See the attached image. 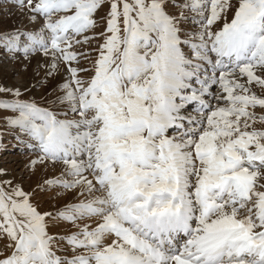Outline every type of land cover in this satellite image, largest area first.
I'll use <instances>...</instances> for the list:
<instances>
[{
  "label": "snow or ice",
  "instance_id": "1",
  "mask_svg": "<svg viewBox=\"0 0 264 264\" xmlns=\"http://www.w3.org/2000/svg\"><path fill=\"white\" fill-rule=\"evenodd\" d=\"M14 6L47 71L0 119L46 175L0 179V264H264V0Z\"/></svg>",
  "mask_w": 264,
  "mask_h": 264
},
{
  "label": "rangeland",
  "instance_id": "2",
  "mask_svg": "<svg viewBox=\"0 0 264 264\" xmlns=\"http://www.w3.org/2000/svg\"><path fill=\"white\" fill-rule=\"evenodd\" d=\"M23 19L20 12L14 6V0H0V29L14 28ZM27 24V21H24ZM43 58L39 55L25 60L22 53H17L16 58H11V54L0 49V86L18 87L21 90L31 88L32 85L43 81L46 67H40ZM53 80L43 88L32 89V94L40 100L55 86ZM260 127V125H257ZM16 133L7 129L2 119H0V170L8 175L0 179H10L14 183L21 184L25 190L35 188L42 183L46 173L43 169L30 170V162L35 156L16 138ZM40 200L43 203L48 201V196L41 193ZM59 206H62L59 205ZM55 231H61L56 229ZM0 250H3V243L0 242Z\"/></svg>",
  "mask_w": 264,
  "mask_h": 264
}]
</instances>
